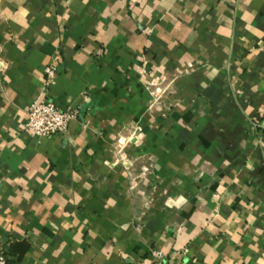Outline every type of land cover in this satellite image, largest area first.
<instances>
[{"label":"crops","instance_id":"obj_1","mask_svg":"<svg viewBox=\"0 0 264 264\" xmlns=\"http://www.w3.org/2000/svg\"><path fill=\"white\" fill-rule=\"evenodd\" d=\"M44 98L67 133L26 129ZM0 246L264 264V0H0Z\"/></svg>","mask_w":264,"mask_h":264},{"label":"built area","instance_id":"obj_2","mask_svg":"<svg viewBox=\"0 0 264 264\" xmlns=\"http://www.w3.org/2000/svg\"><path fill=\"white\" fill-rule=\"evenodd\" d=\"M58 68L51 64L45 68L44 90L56 80ZM78 117V110L61 109L52 98L34 101L28 108L26 129L40 137H55L68 132L72 122ZM8 250L0 246V264H10ZM152 264H175L161 252L155 253Z\"/></svg>","mask_w":264,"mask_h":264},{"label":"rangeland","instance_id":"obj_3","mask_svg":"<svg viewBox=\"0 0 264 264\" xmlns=\"http://www.w3.org/2000/svg\"><path fill=\"white\" fill-rule=\"evenodd\" d=\"M160 89H159V91L158 92H156L155 93V96L158 98H160V97H163V94L165 93V91H163V87L162 86H160L159 87Z\"/></svg>","mask_w":264,"mask_h":264}]
</instances>
